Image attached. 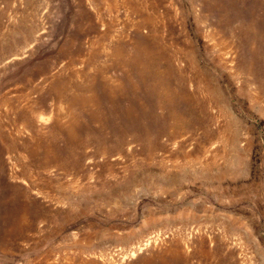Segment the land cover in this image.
<instances>
[{
	"label": "rangeland",
	"instance_id": "obj_1",
	"mask_svg": "<svg viewBox=\"0 0 264 264\" xmlns=\"http://www.w3.org/2000/svg\"><path fill=\"white\" fill-rule=\"evenodd\" d=\"M0 264H264V0H0Z\"/></svg>",
	"mask_w": 264,
	"mask_h": 264
}]
</instances>
